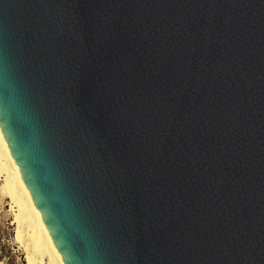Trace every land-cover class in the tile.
Returning a JSON list of instances; mask_svg holds the SVG:
<instances>
[{
	"label": "water",
	"instance_id": "water-1",
	"mask_svg": "<svg viewBox=\"0 0 264 264\" xmlns=\"http://www.w3.org/2000/svg\"><path fill=\"white\" fill-rule=\"evenodd\" d=\"M0 130L64 264H264V0H0Z\"/></svg>",
	"mask_w": 264,
	"mask_h": 264
},
{
	"label": "bare ground",
	"instance_id": "bare-ground-1",
	"mask_svg": "<svg viewBox=\"0 0 264 264\" xmlns=\"http://www.w3.org/2000/svg\"><path fill=\"white\" fill-rule=\"evenodd\" d=\"M0 196L9 199L15 213V238L26 253L27 264H64L34 208L1 130Z\"/></svg>",
	"mask_w": 264,
	"mask_h": 264
},
{
	"label": "rangeland",
	"instance_id": "rangeland-1",
	"mask_svg": "<svg viewBox=\"0 0 264 264\" xmlns=\"http://www.w3.org/2000/svg\"><path fill=\"white\" fill-rule=\"evenodd\" d=\"M14 214L9 199L0 196V262L27 264L26 253L15 238L16 225L12 224Z\"/></svg>",
	"mask_w": 264,
	"mask_h": 264
}]
</instances>
